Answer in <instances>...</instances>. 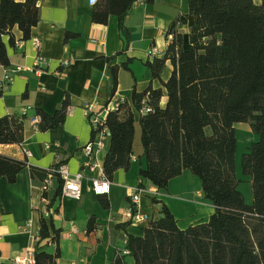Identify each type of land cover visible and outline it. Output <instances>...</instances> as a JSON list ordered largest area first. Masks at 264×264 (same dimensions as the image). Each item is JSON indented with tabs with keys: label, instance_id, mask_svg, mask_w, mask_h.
Wrapping results in <instances>:
<instances>
[{
	"label": "trees",
	"instance_id": "trees-1",
	"mask_svg": "<svg viewBox=\"0 0 264 264\" xmlns=\"http://www.w3.org/2000/svg\"><path fill=\"white\" fill-rule=\"evenodd\" d=\"M137 1L97 0L93 5V23L105 25L109 16L117 18L124 50L129 41L125 18ZM187 1L188 15L193 19L187 48L176 29L178 20L173 21L166 31L171 40L163 57L145 64L155 79H159L167 61L171 64L169 78L161 82L165 106H159L161 89L149 86L142 93L132 92L131 101L137 111L143 106L150 109L138 118L141 157L146 162L139 176L157 189H166L171 179L189 170L199 179L203 196L212 203L214 213L207 222L180 230L162 204V217L150 219L141 237L127 235V255L116 253L111 264H126L127 256L133 264H264V0L259 5L252 0ZM37 2L0 0V65L5 69L10 64L1 38L9 36L14 46L11 30L16 26L22 40H28L31 29L39 22ZM75 37L66 33L65 41ZM123 51L106 58L109 100L116 92L120 68L113 60ZM127 66L122 65L124 69ZM2 93L0 88V97ZM67 111V99L53 115L36 110L38 129H56L63 124ZM24 119L15 115L0 117V145L23 142ZM238 123L248 124L258 136L241 157L242 173L250 178L251 204L245 203L235 176L234 125ZM105 127L109 146L102 172L111 181L115 171L129 168L133 156L134 116L126 102L108 113ZM60 165L64 164L53 167ZM25 167H29L31 178L38 177L43 182L47 170L0 154V177L8 183H14ZM62 185L60 177L52 175L51 187L41 195L48 201L46 207L54 206L56 214ZM98 201L103 209L109 207L102 195H98ZM93 229L91 217L87 231ZM60 236L61 230L54 227L52 218L41 215L33 246L34 264H57ZM44 243L53 245L52 253L43 248Z\"/></svg>",
	"mask_w": 264,
	"mask_h": 264
},
{
	"label": "crops",
	"instance_id": "crops-1",
	"mask_svg": "<svg viewBox=\"0 0 264 264\" xmlns=\"http://www.w3.org/2000/svg\"><path fill=\"white\" fill-rule=\"evenodd\" d=\"M261 1L252 0L256 5ZM37 5L39 22L31 29L28 40H22V33L16 26L11 30L14 46L9 43V36L1 38L10 65L7 69L0 65V83L6 73L12 75V82L3 88L0 117L15 115L25 119L23 142L0 145V154L26 160L29 166L43 170L63 163L71 175L82 171L80 199L61 196L57 201L58 213L52 218L54 227L61 230L57 264H111L116 253L127 255L124 249L127 235L141 237L146 226V223L127 225L122 218L130 203L128 194L139 186V170L146 165L141 157L139 114L131 101L132 92L142 93L149 86L161 89L159 106H165L166 93L161 82L169 78L171 64L165 63L159 79L152 77L145 64L163 57L171 40V36L166 37V31L173 21L178 20L176 29L182 36L183 47L187 48L188 31L193 24L188 15V1L153 0L146 3L139 0L134 3L125 18L129 35L125 50L117 18L109 16L105 25L93 23V5H89L88 0H38ZM66 33L77 37L65 41ZM34 38L41 42L38 50L33 46ZM152 48L155 54L148 55ZM121 51L113 60V64L120 66L114 96L126 102L134 116L133 156L126 171L114 172L109 181V193L102 195L107 198L109 207L103 209L98 196L91 191V180L102 171L109 135L105 149L94 158L95 170H81L82 148L92 137L83 107L92 105L101 111L107 105L106 58ZM123 64L128 65L127 69L122 67ZM65 99L68 111L63 124L53 130L40 131L37 123H33L36 110L53 115ZM237 130L253 142L258 139L246 123L234 125L235 137ZM247 179L250 182V178ZM41 185L38 177L31 178L29 167L17 174L14 183L0 177V264H10L33 249L39 218L48 203L39 196ZM143 185L157 192L156 196L142 194L138 203L139 211L152 220L162 217V204L173 215L180 230L205 223L214 213L212 203L203 196L199 179L189 170H183L171 179L166 189H157L149 182ZM91 217H94V229L88 232L87 223ZM70 223L77 227L75 236L70 233ZM123 225L125 228H120ZM46 251L52 253L53 246L47 247ZM129 260L133 264L128 256L126 264Z\"/></svg>",
	"mask_w": 264,
	"mask_h": 264
},
{
	"label": "built area",
	"instance_id": "built-area-1",
	"mask_svg": "<svg viewBox=\"0 0 264 264\" xmlns=\"http://www.w3.org/2000/svg\"><path fill=\"white\" fill-rule=\"evenodd\" d=\"M97 0H88L89 5H94ZM33 46L38 50L40 48L41 42L39 39L34 38L32 40ZM155 54V49H150L148 55ZM66 65V62H63ZM13 72V71H12ZM16 72V71H15ZM12 82V75L6 73L3 79V82L0 83V88H4ZM123 101L115 96L109 100L107 105L103 107L101 111H97L93 108L92 105H85L83 107V113L88 120L92 137L91 140L82 148L83 163L81 170L87 169L90 172L94 171L96 166L94 164V158L96 154L105 149L106 141L108 137V132L105 127V120L109 112L117 110L119 105ZM150 109L147 106H143L138 112L139 115L146 114ZM40 118L36 116L33 119V123H38ZM26 157L29 156V153L26 151ZM52 175H58L63 181L61 196H67L75 200H79L81 197V182L83 180L82 171L71 175L65 165H60L56 168L51 167L47 169V175L42 182V185L39 188V196L43 201L45 199L41 196L43 193L47 192L52 185ZM144 181L140 178L139 185L134 191L128 194L130 198L129 205L125 208L122 213L123 222L127 224H137V223H148L150 220L148 215H145L139 211V200L142 194L146 193L148 195H157L155 189H146L142 184ZM91 191L95 195H107L109 193V180H107L103 172L100 171L99 174L91 180ZM41 215L44 219L53 218L57 215L54 212V206L46 207L42 210ZM70 233L75 236L78 234L77 227L75 224L70 223ZM26 255L14 259L10 264H34L33 259V249H29L26 252Z\"/></svg>",
	"mask_w": 264,
	"mask_h": 264
},
{
	"label": "rangeland",
	"instance_id": "rangeland-1",
	"mask_svg": "<svg viewBox=\"0 0 264 264\" xmlns=\"http://www.w3.org/2000/svg\"><path fill=\"white\" fill-rule=\"evenodd\" d=\"M258 136H256L257 138ZM236 138L238 140L236 150H235V159H234V165H235V175L236 178L239 179V184L237 186L238 190L241 192L243 195L244 201L246 203H251L252 202V195H251V185L250 182H248V177L247 175H244L241 170V157L242 154L248 151V145H250L253 141L247 137V135L241 133L239 130L236 131ZM50 245L43 244V248H47ZM53 246V245H51ZM129 264H131V261H128Z\"/></svg>",
	"mask_w": 264,
	"mask_h": 264
}]
</instances>
